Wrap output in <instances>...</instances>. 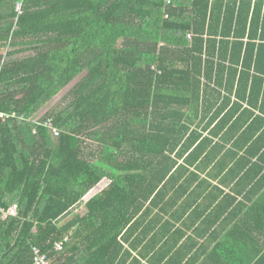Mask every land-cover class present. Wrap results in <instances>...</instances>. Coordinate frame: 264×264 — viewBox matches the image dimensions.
Returning <instances> with one entry per match:
<instances>
[{"label": "trees", "instance_id": "trees-1", "mask_svg": "<svg viewBox=\"0 0 264 264\" xmlns=\"http://www.w3.org/2000/svg\"><path fill=\"white\" fill-rule=\"evenodd\" d=\"M170 1L0 0V208H18L0 264L33 246L51 264H196L199 174L264 125V0Z\"/></svg>", "mask_w": 264, "mask_h": 264}, {"label": "crops", "instance_id": "crops-1", "mask_svg": "<svg viewBox=\"0 0 264 264\" xmlns=\"http://www.w3.org/2000/svg\"><path fill=\"white\" fill-rule=\"evenodd\" d=\"M43 108L33 121L47 110ZM247 124L248 135L240 137L238 133L225 144L226 150L235 152L231 153L230 164L199 174L203 184L197 190L198 210L193 204L188 212L191 220L197 216L188 231L197 241L189 252L190 259H197L196 264H264V125L260 126L258 120ZM109 183L103 178L62 222L85 214L86 202ZM196 227L198 237L194 236Z\"/></svg>", "mask_w": 264, "mask_h": 264}, {"label": "built area", "instance_id": "built-area-1", "mask_svg": "<svg viewBox=\"0 0 264 264\" xmlns=\"http://www.w3.org/2000/svg\"><path fill=\"white\" fill-rule=\"evenodd\" d=\"M166 5L170 4V0H164ZM16 11L18 13H20V3H17L16 5ZM165 18L167 17V15L164 16ZM190 37V35H188V38ZM15 117V113H11V114H7L4 112H0V119L1 120H5L7 118H13ZM34 122H37V120H34ZM41 126L49 129L52 133V135L54 137L58 136V130L53 127L51 120H46L43 123H40ZM33 133H35V129H33L32 131ZM18 214V208L16 205H12L8 208H0V216L2 219H7L9 217H16ZM67 241V238H65L63 241L60 242H56L54 244V247L56 250H61L63 243ZM32 264H51V262L49 261L48 257L46 256V254L42 253V251L38 248L33 246L32 247Z\"/></svg>", "mask_w": 264, "mask_h": 264}, {"label": "rangeland", "instance_id": "rangeland-1", "mask_svg": "<svg viewBox=\"0 0 264 264\" xmlns=\"http://www.w3.org/2000/svg\"><path fill=\"white\" fill-rule=\"evenodd\" d=\"M72 83H74V81H72L68 86H66V88L63 91H61L58 95H56L46 106H44L43 109H49L52 105H54L66 93V91L72 86Z\"/></svg>", "mask_w": 264, "mask_h": 264}]
</instances>
